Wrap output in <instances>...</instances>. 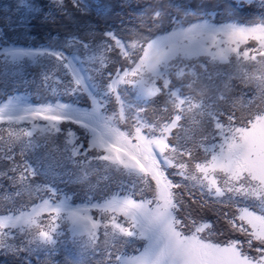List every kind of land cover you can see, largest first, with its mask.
Returning <instances> with one entry per match:
<instances>
[{
    "label": "snow or ice",
    "instance_id": "obj_1",
    "mask_svg": "<svg viewBox=\"0 0 264 264\" xmlns=\"http://www.w3.org/2000/svg\"><path fill=\"white\" fill-rule=\"evenodd\" d=\"M40 3L80 31L2 49L43 94L0 103V264H264V0H119V27ZM41 142L71 168L30 160Z\"/></svg>",
    "mask_w": 264,
    "mask_h": 264
},
{
    "label": "rangeland",
    "instance_id": "obj_2",
    "mask_svg": "<svg viewBox=\"0 0 264 264\" xmlns=\"http://www.w3.org/2000/svg\"><path fill=\"white\" fill-rule=\"evenodd\" d=\"M97 1L98 0L94 1L95 4ZM117 1L119 2V0ZM48 2L49 0H45V4ZM35 4L39 5L41 8L44 7V4H41L40 0H25L24 5L20 4V0H0V103L6 102L8 96H19L24 103H35L36 94L38 92L43 94V89L40 87L41 67L27 59L22 62L11 60L5 62L2 54L3 48L9 46L41 47L46 45L51 37H55L58 42L62 43L68 38V35L72 33L67 31V26L72 25L74 28H80L75 25L73 26L75 23L66 19L64 20V27H61L63 25V20H59V22H61V29L52 27V29L55 30L53 31L54 33L56 31H60V33L58 32L54 35H45L41 33L31 34L29 29L36 28H32L30 24L31 21L34 22L36 20V17H39V20L45 23L42 16H39V14L35 12H30L35 7ZM126 18L127 17H125V19ZM74 34L79 35V32L77 33L74 31ZM70 53L71 49L65 50L66 55H69ZM52 86L55 85L49 82V87ZM39 156L46 157L45 164L50 165L54 172L63 173L71 168V165L66 161H63L56 153L52 152L49 154V149L46 148L42 142L40 146L31 150L29 158L34 161L36 157ZM103 176L104 174L101 172L99 175L90 178L91 183L98 185V190H103L106 186H111V181L105 180ZM64 179L66 180L67 176H65ZM59 186L63 188L64 191L68 192L69 195H72L75 192L79 196L83 195V190L87 187L86 185L79 184H68L66 187L64 184H60ZM69 189H71V191H69ZM3 195L4 193L0 192V201L3 206H6L7 202L2 199ZM25 199H27L26 196ZM80 202V199L75 200V203L77 204ZM77 252L78 249L73 245L69 234V239L62 245L57 259L63 261L66 255L71 254L74 256Z\"/></svg>",
    "mask_w": 264,
    "mask_h": 264
},
{
    "label": "trees",
    "instance_id": "obj_3",
    "mask_svg": "<svg viewBox=\"0 0 264 264\" xmlns=\"http://www.w3.org/2000/svg\"><path fill=\"white\" fill-rule=\"evenodd\" d=\"M95 0H89L90 3V11L88 13V17L89 20L91 22H98L100 26H104L105 22L108 25H111L113 27H119L120 25V20L121 17H126L125 14L121 11L120 7H119V2L117 0H98L97 3L95 4L94 2ZM202 2V0H176L177 5H184V4H188L190 5L192 8H195V6L197 4H200ZM204 3H208V4H212L215 3V0H203ZM102 14V15H101ZM36 20L33 22L31 21L30 26L36 29H29V32L32 33H41V34H45V35H54L56 33H60V31H56L55 33L52 29V27L56 28V29H61V27H64L65 23L63 20V25L60 27L61 22H59V20L56 23H43L42 21H40L38 17L35 18ZM50 24V25H48ZM78 26L76 23L73 24V26ZM36 26V27H35ZM60 27V28H59ZM71 26H67V31L74 33L75 32H79L80 28L77 27H72ZM8 33V32H7ZM39 34V35H41ZM3 204H1L0 201V207H2Z\"/></svg>",
    "mask_w": 264,
    "mask_h": 264
}]
</instances>
